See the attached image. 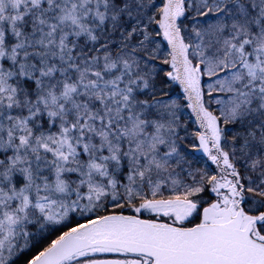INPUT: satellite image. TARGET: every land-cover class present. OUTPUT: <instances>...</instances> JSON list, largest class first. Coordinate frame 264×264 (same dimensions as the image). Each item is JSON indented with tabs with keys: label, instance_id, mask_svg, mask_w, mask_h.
Segmentation results:
<instances>
[{
	"label": "snow or ice",
	"instance_id": "1",
	"mask_svg": "<svg viewBox=\"0 0 264 264\" xmlns=\"http://www.w3.org/2000/svg\"><path fill=\"white\" fill-rule=\"evenodd\" d=\"M0 264H264V0H0Z\"/></svg>",
	"mask_w": 264,
	"mask_h": 264
}]
</instances>
